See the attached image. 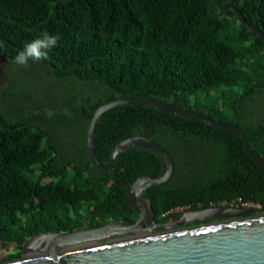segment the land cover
Returning <instances> with one entry per match:
<instances>
[{
    "label": "trees",
    "instance_id": "trees-1",
    "mask_svg": "<svg viewBox=\"0 0 264 264\" xmlns=\"http://www.w3.org/2000/svg\"><path fill=\"white\" fill-rule=\"evenodd\" d=\"M264 35V0H227ZM59 34L49 58L11 63L44 31ZM0 247L22 258L38 234L136 220L129 186L159 177L155 152H121L109 171L92 165L85 138L92 112L126 97H148L238 126L264 157V42L225 11L222 0H0ZM144 137L170 155L173 170L146 190L154 220L174 208L264 209V167L233 134L140 106L99 116L93 148L106 164L119 142ZM166 214V215H165ZM164 227L156 230L163 231Z\"/></svg>",
    "mask_w": 264,
    "mask_h": 264
},
{
    "label": "water",
    "instance_id": "water-1",
    "mask_svg": "<svg viewBox=\"0 0 264 264\" xmlns=\"http://www.w3.org/2000/svg\"><path fill=\"white\" fill-rule=\"evenodd\" d=\"M222 3L225 11L236 14L264 42V35L256 25L248 24L239 10L228 6L227 0ZM124 105L155 109L229 132L243 142L249 157L264 167V157L250 149L245 134L236 125L220 123L148 97H126L106 103L93 110L86 133L84 149L92 165L109 171L121 152L134 147L149 149L165 162L164 174L155 178L139 177L129 186L127 208L136 213V220L110 221L101 227H84L67 233L38 234L28 238L21 247L22 255L27 257L0 264H264V209L210 207L185 211L175 215L173 221L160 224L154 220L145 192L150 187L161 186L170 177L173 163L166 150L150 139L133 137L114 146L106 164L97 160L93 148L96 121L107 110ZM205 221L216 222L201 224ZM174 225L181 228L151 233ZM85 243L92 244L80 246Z\"/></svg>",
    "mask_w": 264,
    "mask_h": 264
},
{
    "label": "clouds",
    "instance_id": "clouds-1",
    "mask_svg": "<svg viewBox=\"0 0 264 264\" xmlns=\"http://www.w3.org/2000/svg\"><path fill=\"white\" fill-rule=\"evenodd\" d=\"M59 40V34L53 35L46 30L33 41L26 43L23 49L12 58L11 63L19 67H28L30 61L47 60L49 51L58 44Z\"/></svg>",
    "mask_w": 264,
    "mask_h": 264
},
{
    "label": "rangeland",
    "instance_id": "rangeland-1",
    "mask_svg": "<svg viewBox=\"0 0 264 264\" xmlns=\"http://www.w3.org/2000/svg\"><path fill=\"white\" fill-rule=\"evenodd\" d=\"M4 70H5L4 69V64L2 62H0V87L4 86V84L6 82V74H5ZM0 106H2V97H0ZM251 206H252L251 208L259 209L258 205H251ZM234 207H236V206H234ZM173 229H174L173 226H165L164 231H162V232L170 231V230H173ZM155 233H157V232L154 231V234ZM90 244H92V243H85V244H82L80 246H86V245H90ZM14 251H15V249L13 248V246H10V247H8L6 249H3V248L0 247V263H4V262H1V259L6 257V256H8V255H10V253H12ZM22 257H27V255L26 256L22 255ZM16 260H18V259H16ZM6 262H8V261H6Z\"/></svg>",
    "mask_w": 264,
    "mask_h": 264
},
{
    "label": "built area",
    "instance_id": "built-area-1",
    "mask_svg": "<svg viewBox=\"0 0 264 264\" xmlns=\"http://www.w3.org/2000/svg\"><path fill=\"white\" fill-rule=\"evenodd\" d=\"M251 205H253V204H251ZM251 205H250V203L243 202L240 198H238L235 202H232V204L230 206H233V207L236 206L239 208H251L252 207ZM183 210L184 209H182V208H174V209L168 211L166 214L179 213Z\"/></svg>",
    "mask_w": 264,
    "mask_h": 264
},
{
    "label": "flooded vegetation",
    "instance_id": "flooded-vegetation-1",
    "mask_svg": "<svg viewBox=\"0 0 264 264\" xmlns=\"http://www.w3.org/2000/svg\"><path fill=\"white\" fill-rule=\"evenodd\" d=\"M259 209H260V207H259ZM185 211H190V210H183V211H181V212H179V213H177V214H180V213H183V212H185ZM262 213H264V211L262 212ZM257 214H259V213H257ZM171 221H173V220H171ZM129 222V221H128ZM170 222V221H169ZM213 222H216V221H205V222H203V223H201V224H208V223H213ZM160 224H163V223H160ZM192 226H196V225H185V226H183V227H192ZM165 228V227H164ZM173 230H176V229H180L181 227H179V226H177V225H174L173 226ZM156 230L157 229H155V230H153V231H151V233H154V231L156 232ZM164 231V230H163ZM158 232H162V231H157V233ZM123 238H126V237H123ZM123 238H121V239H123Z\"/></svg>",
    "mask_w": 264,
    "mask_h": 264
}]
</instances>
